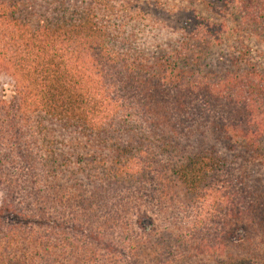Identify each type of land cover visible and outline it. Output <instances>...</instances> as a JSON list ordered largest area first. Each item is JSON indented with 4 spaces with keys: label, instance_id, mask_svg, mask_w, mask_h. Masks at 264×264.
<instances>
[{
    "label": "trees",
    "instance_id": "1",
    "mask_svg": "<svg viewBox=\"0 0 264 264\" xmlns=\"http://www.w3.org/2000/svg\"><path fill=\"white\" fill-rule=\"evenodd\" d=\"M2 73L0 264H264V0H0Z\"/></svg>",
    "mask_w": 264,
    "mask_h": 264
},
{
    "label": "rangeland",
    "instance_id": "2",
    "mask_svg": "<svg viewBox=\"0 0 264 264\" xmlns=\"http://www.w3.org/2000/svg\"><path fill=\"white\" fill-rule=\"evenodd\" d=\"M11 84L12 80L11 77L8 74L2 73L0 74V92L6 94L7 97L11 94L10 89H11ZM2 192L0 191V203L2 200ZM218 209V210H217ZM221 209V210H220ZM226 207L223 206V203H219L218 207L214 210L211 201H207L201 205H199L196 208H193L189 210L186 214L188 217L185 220H188L190 224H192L193 221L198 220L203 223L202 228H200L204 232H212L214 227L217 225V221L221 220L224 217ZM213 212L214 215H213ZM219 212V213H218ZM218 213V217H216V214Z\"/></svg>",
    "mask_w": 264,
    "mask_h": 264
}]
</instances>
